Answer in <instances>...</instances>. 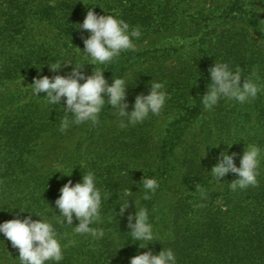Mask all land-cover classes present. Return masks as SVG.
Masks as SVG:
<instances>
[{
    "label": "trees",
    "instance_id": "16d2710c",
    "mask_svg": "<svg viewBox=\"0 0 264 264\" xmlns=\"http://www.w3.org/2000/svg\"><path fill=\"white\" fill-rule=\"evenodd\" d=\"M260 3L0 0V223L47 215L64 246L60 264H130L136 255L163 248L174 251L177 264H264V91L243 103L222 97L211 109L201 102L215 83L210 69L218 62L241 70V86L251 76L264 87ZM91 7L98 15L125 20L130 29L138 27L136 50L103 65L90 64L83 52L91 33L77 24H83ZM174 37L181 40L178 45H159V39ZM57 63L61 67L52 69ZM75 65H82L78 71L85 76L104 70L109 84L125 77L120 107L128 113L137 96L150 93L153 81L164 83L169 98L159 115L135 125L121 127L119 109L107 103L96 124L73 123L62 132V120L72 115L61 107L67 98L51 105L45 92L34 96L29 85L43 76L67 77ZM246 144L261 148L258 183L232 190L236 173L218 180L211 171L225 153L239 167ZM88 171L107 195L100 221L90 225L103 229L99 239L74 232L80 222L75 214L71 225L56 218L63 185L82 182ZM145 176L160 185L147 200ZM125 190L131 195L121 214ZM138 207L148 210L153 227L169 220L170 235L157 233L141 247L144 242L130 234ZM18 256L0 233V264H19Z\"/></svg>",
    "mask_w": 264,
    "mask_h": 264
},
{
    "label": "clouds",
    "instance_id": "9594fccd",
    "mask_svg": "<svg viewBox=\"0 0 264 264\" xmlns=\"http://www.w3.org/2000/svg\"><path fill=\"white\" fill-rule=\"evenodd\" d=\"M91 9L87 12L83 24H77V28L83 27L90 30L91 33L85 40L86 48L83 52L85 59L90 64L103 65L114 60L123 51L136 50L135 40L141 36L138 27L130 29L125 20L106 12L104 15H98L94 11L95 8L91 7ZM261 22L264 20H261L259 24ZM78 50L81 51L79 47ZM81 66L75 65L72 73L67 77L56 75L54 78H49L43 76L36 78L34 83L29 85L34 96H40L39 93L45 92L44 97L51 105H58L62 97L67 98L66 107H61L64 111L70 110L72 115H65L62 120L60 129L62 132L66 131L73 123L78 125L91 121L96 124L99 113L107 103L119 109L118 116L124 118L120 121L121 127H126L128 124L135 125L143 122L150 114L159 115L169 98L164 83L153 81L150 93L146 96H137L133 110L128 113L120 107L125 103L128 80L125 77H116L109 84L103 75L104 70L96 68L93 75L85 76L83 72L78 71ZM60 67L61 63L51 66L54 70ZM210 72L215 83L209 86L207 93L201 97L205 109H211L222 97L243 103L249 98H256L258 93L264 91V87L257 82L258 77L253 79L250 76L243 79L241 86V70L239 68L233 70L228 63L218 62L210 69ZM253 76H255V72ZM80 80H84V83H80ZM260 157V146L248 144L239 167L234 163V158L225 153L223 161L213 167L211 174L220 180L229 172L236 173L237 178L230 183L232 190L255 186L258 183ZM57 171L61 172L59 167ZM141 183L145 189L143 197L145 200L150 199V194L155 193L160 186L155 177L149 176H145ZM60 191L61 195L56 200V205L61 215L56 217L57 222L71 225L73 214H75V217L80 221L74 227L75 233H87L97 239L103 237V229L90 227L100 221L102 203L107 198V195L97 187L95 173L88 171L84 174L82 182L75 185L69 180ZM201 194L203 195L202 189ZM130 195V190L124 191L121 198L124 200V203L121 204V214L129 204V200L125 198ZM21 211L26 210L21 209ZM35 215L40 219L33 220L29 215L24 219L17 217L0 223V233H3L11 241L12 246L18 249L19 264H47L49 261L60 264L64 259V246L61 244L51 219L44 213ZM130 219L136 221L131 225V236L135 240L144 242L141 243V247H146L147 243L155 238L148 210L138 207V211ZM130 264H177V259L171 248H163L157 254L149 251L136 255L131 258Z\"/></svg>",
    "mask_w": 264,
    "mask_h": 264
},
{
    "label": "rangeland",
    "instance_id": "374dc122",
    "mask_svg": "<svg viewBox=\"0 0 264 264\" xmlns=\"http://www.w3.org/2000/svg\"><path fill=\"white\" fill-rule=\"evenodd\" d=\"M263 5H264V0H261L259 8L261 6H263ZM261 31H262V33H264L263 26L261 28ZM180 42H181V40L179 38H177V37L171 38L169 40H167V39H159V45H161V46L178 45ZM18 104H19V102H16V106ZM205 114H206V116H209L208 111ZM163 129H164V127L162 129H160L161 134L164 133ZM210 144L212 145V143H210ZM245 146H248V144H246ZM169 228H170L169 220H161V221L157 222L156 227H153L154 234L158 233V234H162L165 237H167V236L170 235Z\"/></svg>",
    "mask_w": 264,
    "mask_h": 264
}]
</instances>
